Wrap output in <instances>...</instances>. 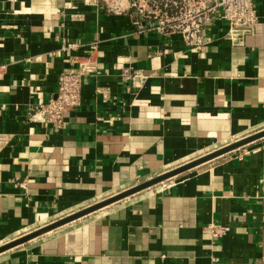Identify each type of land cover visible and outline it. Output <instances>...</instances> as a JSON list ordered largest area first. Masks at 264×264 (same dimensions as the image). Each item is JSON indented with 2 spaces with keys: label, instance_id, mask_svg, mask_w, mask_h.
<instances>
[{
  "label": "crops",
  "instance_id": "0c3cea01",
  "mask_svg": "<svg viewBox=\"0 0 264 264\" xmlns=\"http://www.w3.org/2000/svg\"><path fill=\"white\" fill-rule=\"evenodd\" d=\"M258 9L251 29L215 22L197 49L136 33L121 0H0V246L264 130ZM93 45L97 71L67 125L31 120ZM127 68L141 70L134 83L121 79ZM212 226L229 231L215 238ZM0 264H264V138L3 252Z\"/></svg>",
  "mask_w": 264,
  "mask_h": 264
},
{
  "label": "built area",
  "instance_id": "2783aa9c",
  "mask_svg": "<svg viewBox=\"0 0 264 264\" xmlns=\"http://www.w3.org/2000/svg\"><path fill=\"white\" fill-rule=\"evenodd\" d=\"M125 2L134 11L136 33H155L163 37L180 35L189 46L197 49L207 43L208 32L215 22H226L229 32L251 29L261 19L258 4L264 5V0H121ZM96 49L93 45L89 55L75 58V66L62 71L50 100L29 108L31 120L55 129L67 125V114L81 104L84 78L97 71ZM6 71L7 64L0 62V79ZM140 74L141 70L127 68L122 71L121 79L134 83ZM211 229L215 238L229 231L228 227L212 226Z\"/></svg>",
  "mask_w": 264,
  "mask_h": 264
},
{
  "label": "water",
  "instance_id": "95a60500",
  "mask_svg": "<svg viewBox=\"0 0 264 264\" xmlns=\"http://www.w3.org/2000/svg\"><path fill=\"white\" fill-rule=\"evenodd\" d=\"M264 138V130H261L259 132H256L248 137H245L243 139H240L238 141H235L233 143H230L224 147H221L207 155H204L198 159H195L194 161H191L189 163H186L174 170H171V171H168L166 173H163L161 175H158L157 177L153 178V179H150L148 181H145L135 187H132L131 189H128L126 191H123L119 194H116L112 197H109L103 201H100L94 205H91L89 207H86L84 209H81L75 213H72L62 219H59L58 221H55L54 223H51L49 225H46L45 227H42L28 235H25L21 238H18L14 241H11L9 243H6L2 246H0V254L3 253V252H6L10 249H13L17 246H20L28 241H31L35 238H38V237H41L53 230H56L60 227H63L67 224H70L76 220H79L83 217H86L92 213H95L99 210H102L106 207H109L110 205L112 204H115L117 202H120L126 198H129L137 193H140L141 191H144L146 189H149L155 185H158L166 180H169L173 177H176L184 172H187L197 166H200L204 163H207L209 161H212L220 156H223L225 154H228L232 151H235V150H238L242 147H245L251 143H254L258 140H261Z\"/></svg>",
  "mask_w": 264,
  "mask_h": 264
}]
</instances>
